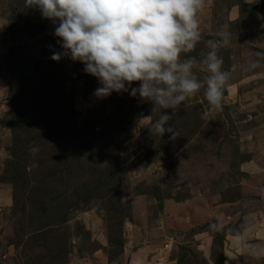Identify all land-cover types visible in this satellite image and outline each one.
I'll list each match as a JSON object with an SVG mask.
<instances>
[{
	"label": "rangeland",
	"instance_id": "obj_1",
	"mask_svg": "<svg viewBox=\"0 0 264 264\" xmlns=\"http://www.w3.org/2000/svg\"><path fill=\"white\" fill-rule=\"evenodd\" d=\"M199 27L200 79L229 36L222 106L201 89L161 138L164 110L97 98L52 22L0 0V264H264V0H204Z\"/></svg>",
	"mask_w": 264,
	"mask_h": 264
},
{
	"label": "clouds",
	"instance_id": "obj_2",
	"mask_svg": "<svg viewBox=\"0 0 264 264\" xmlns=\"http://www.w3.org/2000/svg\"><path fill=\"white\" fill-rule=\"evenodd\" d=\"M54 25V36L62 51L51 59L68 58L84 65V72L100 85L97 98L113 93H129L150 101L153 112L161 109L151 134L161 138L176 130L168 126L169 110L189 107L203 89L212 110L222 106L223 90L229 72L223 69L219 44L227 46L229 36L208 40L209 51L202 60L203 79L193 71L189 56L201 41L199 14L204 0H25ZM252 67H257L253 64ZM138 84V87L133 85ZM174 114V111H171Z\"/></svg>",
	"mask_w": 264,
	"mask_h": 264
}]
</instances>
